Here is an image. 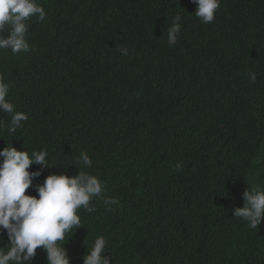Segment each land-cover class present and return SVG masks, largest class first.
Masks as SVG:
<instances>
[{
	"label": "trees",
	"instance_id": "trees-1",
	"mask_svg": "<svg viewBox=\"0 0 264 264\" xmlns=\"http://www.w3.org/2000/svg\"><path fill=\"white\" fill-rule=\"evenodd\" d=\"M36 2L47 15L28 21L30 50H0L8 99L28 116L12 134L0 112V150L48 151L26 194L83 170L118 200L79 211L70 264L100 235L112 264H264V221L233 216L249 186L264 189V0H221L208 24L193 0ZM81 152L91 168L72 164ZM31 264H47L42 246Z\"/></svg>",
	"mask_w": 264,
	"mask_h": 264
},
{
	"label": "clouds",
	"instance_id": "clouds-1",
	"mask_svg": "<svg viewBox=\"0 0 264 264\" xmlns=\"http://www.w3.org/2000/svg\"><path fill=\"white\" fill-rule=\"evenodd\" d=\"M221 0H193L196 4L195 16L202 23L215 20ZM46 11L36 0H0V50L10 49L13 53L28 52L30 45L26 35L28 21L37 16L43 21ZM181 16L173 18V24L167 32L168 45L175 46L181 32ZM7 31V37L2 35ZM122 55H128L126 47L120 48ZM255 82L256 74L250 73ZM9 85L0 77V112L11 117L7 131L14 134L23 127L28 119L26 113L17 111L8 99ZM5 121L0 119V129ZM49 153L45 150H17L6 146L0 150V233H7L8 244L0 247V264H31L38 247H43L47 254V264H70V258L64 247L68 239L82 225L78 214L82 209L91 213L93 199L103 198L104 186L101 180L89 172L81 170L78 175L50 174L42 184L34 186L36 195L26 194L33 187V180L41 175L40 171H29L33 164L49 166ZM81 169L92 167V159L86 152H81L72 163ZM179 169L181 164H177ZM226 195V193H225ZM244 204L233 211V216L242 219L250 229H257L264 221V189L260 186L246 190ZM107 205L116 204L114 198H103ZM108 211H111L108 208ZM2 243V241H0ZM87 248L83 264H112L106 254L107 240L97 236Z\"/></svg>",
	"mask_w": 264,
	"mask_h": 264
}]
</instances>
